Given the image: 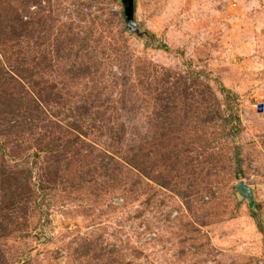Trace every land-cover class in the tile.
Wrapping results in <instances>:
<instances>
[{"label": "rangeland", "instance_id": "rangeland-1", "mask_svg": "<svg viewBox=\"0 0 264 264\" xmlns=\"http://www.w3.org/2000/svg\"><path fill=\"white\" fill-rule=\"evenodd\" d=\"M123 1L0 0V264H264V0Z\"/></svg>", "mask_w": 264, "mask_h": 264}, {"label": "water", "instance_id": "water-1", "mask_svg": "<svg viewBox=\"0 0 264 264\" xmlns=\"http://www.w3.org/2000/svg\"><path fill=\"white\" fill-rule=\"evenodd\" d=\"M124 19L128 27L132 28L134 23V2L133 0H124ZM236 191L241 199L247 200L249 205L254 206L256 209V203L253 197V190L243 179L236 182Z\"/></svg>", "mask_w": 264, "mask_h": 264}]
</instances>
